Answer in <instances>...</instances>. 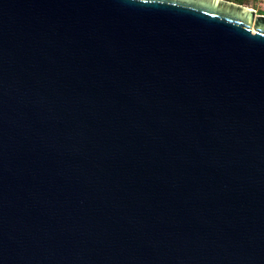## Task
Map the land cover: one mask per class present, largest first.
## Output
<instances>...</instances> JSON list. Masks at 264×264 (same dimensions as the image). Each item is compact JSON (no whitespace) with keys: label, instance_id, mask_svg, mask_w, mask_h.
I'll return each mask as SVG.
<instances>
[{"label":"water","instance_id":"95a60500","mask_svg":"<svg viewBox=\"0 0 264 264\" xmlns=\"http://www.w3.org/2000/svg\"><path fill=\"white\" fill-rule=\"evenodd\" d=\"M0 264H264V14L0 0Z\"/></svg>","mask_w":264,"mask_h":264},{"label":"rangeland","instance_id":"374dc122","mask_svg":"<svg viewBox=\"0 0 264 264\" xmlns=\"http://www.w3.org/2000/svg\"><path fill=\"white\" fill-rule=\"evenodd\" d=\"M242 4L255 8L258 13L264 12V0H244Z\"/></svg>","mask_w":264,"mask_h":264},{"label":"trees","instance_id":"16d2710c","mask_svg":"<svg viewBox=\"0 0 264 264\" xmlns=\"http://www.w3.org/2000/svg\"><path fill=\"white\" fill-rule=\"evenodd\" d=\"M233 1L241 3V4L244 3V0H233ZM259 13H263L264 14V12H259Z\"/></svg>","mask_w":264,"mask_h":264}]
</instances>
